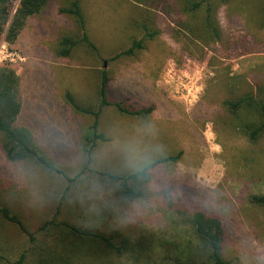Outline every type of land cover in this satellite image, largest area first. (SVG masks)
I'll list each match as a JSON object with an SVG mask.
<instances>
[{"label": "rangeland", "instance_id": "rangeland-1", "mask_svg": "<svg viewBox=\"0 0 264 264\" xmlns=\"http://www.w3.org/2000/svg\"><path fill=\"white\" fill-rule=\"evenodd\" d=\"M73 0H50L32 17L14 44L9 65L23 83L24 103L16 127L31 134L38 153L68 178L82 173L63 197L66 182L31 162L10 163L0 135V206L34 231L55 215L59 221L125 238L132 250L114 264H176L194 257L198 245L188 219L203 213L224 229L223 256L233 264H264V208L249 198L264 195V134L252 142L244 124L255 115L231 112L235 102L264 86V0H81L92 51L80 44L57 57L56 39H75L72 16L60 15ZM207 1L191 9L193 3ZM19 0L12 4V14ZM209 15V20H207ZM153 38H146V32ZM32 37L26 47V34ZM40 42H36V38ZM143 39L132 57H112ZM0 40V41H1ZM27 43V42H26ZM23 44V45H22ZM78 50V51H77ZM106 65L109 104L130 102L148 115L130 117L105 107L86 167L84 138L91 116L75 113L99 106L98 83L90 69ZM99 69V68H98ZM28 91L34 98L29 100ZM51 95L54 97L51 98ZM150 126V130L145 126ZM134 143L152 163L179 155L176 163L150 172L135 200L123 198L94 172L132 174L125 146ZM85 168V169H84ZM138 243H145L144 252ZM26 240L0 220V254L17 260Z\"/></svg>", "mask_w": 264, "mask_h": 264}, {"label": "trees", "instance_id": "trees-1", "mask_svg": "<svg viewBox=\"0 0 264 264\" xmlns=\"http://www.w3.org/2000/svg\"><path fill=\"white\" fill-rule=\"evenodd\" d=\"M14 0H0V40L4 39L9 45L14 44L26 21L39 15L48 5L50 0H19L18 5L12 14ZM81 0H73L68 8L58 9L60 15L72 16L78 26V33L75 39L62 38L58 43L57 57L68 58L73 49L80 44H87L95 51V46L89 41L85 29V23L80 8ZM206 2V13L210 12V3L201 1L193 3L191 9ZM226 4V0H221ZM264 14V10L262 12ZM209 20V15H207ZM146 38L152 39L153 35L148 34ZM143 39L133 41L131 47L112 57L111 61L121 57H132L135 51L143 50ZM99 106L96 110L79 108L71 96L65 95L64 99L75 113L91 116L94 119L91 126L92 135L84 138L87 144L83 147V154L87 168L91 163V153L97 141H106V138L97 132L98 118L101 110L113 106L118 113L130 117L148 115L152 108L137 110L128 102L109 104L106 97L108 77L106 68L99 73ZM232 113L239 109L244 110L245 116L255 115L254 119L244 124L247 137L254 142L264 134V86L257 89V96L252 91L235 102L224 104ZM21 111V100L19 94V80L16 72L7 64L0 66V135L2 137V149L4 156L10 163L31 162L46 172L59 175L67 183L63 197L70 190L71 185L77 182L82 173L74 178H68L61 170L45 160L33 147L31 134L28 130L16 127L17 116ZM179 155L166 157L153 162L148 170L141 174L132 173L129 175H111L94 172L100 178L114 186L115 190L123 198L135 200L140 197L141 189L150 181V172L159 165L176 163ZM84 168V169H85ZM251 205L264 208V195H254L249 198ZM59 213L57 207L55 215L49 221L44 222L36 230H29L23 223L21 217L13 214L5 206H0V220L18 231L26 240L25 247L20 252L17 260L12 261L7 255L0 254V264H114L112 260H121L125 254L132 250L131 244L125 238H117L69 222L59 221L56 216ZM188 222L197 237L198 245L195 247V255L185 262L176 264H233L223 256L224 229L222 222L215 217H208L203 213H195L190 216ZM144 252L148 247L145 243H138Z\"/></svg>", "mask_w": 264, "mask_h": 264}, {"label": "clouds", "instance_id": "clouds-1", "mask_svg": "<svg viewBox=\"0 0 264 264\" xmlns=\"http://www.w3.org/2000/svg\"><path fill=\"white\" fill-rule=\"evenodd\" d=\"M150 130V126H145ZM126 165L129 170L136 174H141L148 170L152 164V157L140 148L139 145L130 143L125 146Z\"/></svg>", "mask_w": 264, "mask_h": 264}, {"label": "crops", "instance_id": "crops-1", "mask_svg": "<svg viewBox=\"0 0 264 264\" xmlns=\"http://www.w3.org/2000/svg\"><path fill=\"white\" fill-rule=\"evenodd\" d=\"M38 16V15H37ZM34 17H36V16H34ZM32 18V17H31ZM31 18H29L27 21H26V23H25V25H24V27L21 29V31H20V33H19V35H20V37L22 38V36L24 37V34H25V28H26V26H27V24H28V22L30 21V19ZM31 37H32V35L31 34H26V38L27 39H24V41H26L25 42V46L27 47L28 45H29V41L30 40H32L31 39ZM60 40L61 39H56V41H55V44H56V42H60ZM40 42V40L38 39V37L36 38V42ZM23 45V44H22ZM28 48V47H27ZM78 48H80L79 46H76L74 49H73V51H72V53L74 54V53H76V50L75 49H78ZM78 51V50H77ZM98 63L99 62H97V64H95V65H93V66H91L90 67V69L95 73V75H96V81H97V83H98V92H99V82H100V77H99V73H100V71L102 70V67H98ZM99 68V69H98ZM17 75V74H16ZM17 77H18V80H19V94H20V100H21V108H23V107H25L24 106V103H23V101H22V85H23V83H22V81H21V76L19 75H17ZM107 91H108V84H107V89H106V95H107ZM28 97H29V99H28V101H27V103H26V105H28V103H29V100H31L32 98H34V95L30 92V91H28ZM52 97H54L53 95H51V98Z\"/></svg>", "mask_w": 264, "mask_h": 264}, {"label": "built area", "instance_id": "built-area-1", "mask_svg": "<svg viewBox=\"0 0 264 264\" xmlns=\"http://www.w3.org/2000/svg\"><path fill=\"white\" fill-rule=\"evenodd\" d=\"M17 59L15 52H12L11 48L3 40L0 41V64L4 62L12 63L14 59Z\"/></svg>", "mask_w": 264, "mask_h": 264}, {"label": "water", "instance_id": "water-1", "mask_svg": "<svg viewBox=\"0 0 264 264\" xmlns=\"http://www.w3.org/2000/svg\"><path fill=\"white\" fill-rule=\"evenodd\" d=\"M105 67H106V65L104 64L103 68H105Z\"/></svg>", "mask_w": 264, "mask_h": 264}]
</instances>
